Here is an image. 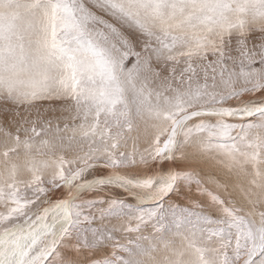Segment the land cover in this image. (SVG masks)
<instances>
[{
	"label": "snow or ice",
	"instance_id": "snow-or-ice-1",
	"mask_svg": "<svg viewBox=\"0 0 264 264\" xmlns=\"http://www.w3.org/2000/svg\"><path fill=\"white\" fill-rule=\"evenodd\" d=\"M0 103V264H264V0H0Z\"/></svg>",
	"mask_w": 264,
	"mask_h": 264
},
{
	"label": "rangeland",
	"instance_id": "rangeland-1",
	"mask_svg": "<svg viewBox=\"0 0 264 264\" xmlns=\"http://www.w3.org/2000/svg\"><path fill=\"white\" fill-rule=\"evenodd\" d=\"M85 2L87 3L88 0H85ZM261 34L259 33H254L250 36L249 38V43L250 45L252 43H259V39L258 37L260 36ZM233 42H235V38H233ZM233 46H235V43L233 44ZM245 98L242 97V99H246L247 98V95L244 96ZM62 102L60 101H44V102H41L38 106L41 107V110L43 111L44 108H50V107H54V108H57L59 109V106L61 105ZM2 103H0V114L4 115L3 111H2ZM55 114L57 116V114H59V111L57 110V112L55 113H52L51 111H49L48 113H45V118L47 117H51L49 115H52Z\"/></svg>",
	"mask_w": 264,
	"mask_h": 264
},
{
	"label": "bare ground",
	"instance_id": "bare-ground-1",
	"mask_svg": "<svg viewBox=\"0 0 264 264\" xmlns=\"http://www.w3.org/2000/svg\"><path fill=\"white\" fill-rule=\"evenodd\" d=\"M243 98H245V97H243ZM248 98V97H247ZM246 98V99H247ZM61 102V101H60ZM60 115V113L59 114H57V116H59ZM49 116H52V115H49ZM53 116H56L55 114H53ZM47 118V117H46ZM7 120H8V116L4 113V115H2V114H0V122H3V123H5V124H7ZM201 167H203V166H201ZM199 170V169H198ZM213 169L211 168V165L209 164L208 165V167H206L205 169H204V171H202V175H206V174H208V173H210L211 171H212ZM57 194H59V193H57ZM192 195H193V197L194 198H197V199H202L201 197H198L196 194H195V192L193 191V193H192ZM173 199H176V197H173ZM178 202H180V203H183L184 201L183 200H178Z\"/></svg>",
	"mask_w": 264,
	"mask_h": 264
}]
</instances>
